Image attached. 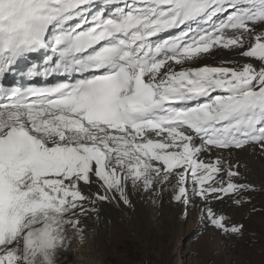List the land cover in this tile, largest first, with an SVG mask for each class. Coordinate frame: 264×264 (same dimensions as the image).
<instances>
[{"label": "snow or ice", "instance_id": "1", "mask_svg": "<svg viewBox=\"0 0 264 264\" xmlns=\"http://www.w3.org/2000/svg\"><path fill=\"white\" fill-rule=\"evenodd\" d=\"M214 49L245 62L197 64ZM9 74L63 80L0 83V264H60L98 203L131 206L129 185L188 205L191 184L206 226L243 238L210 202L255 187L206 157L264 151V0H0Z\"/></svg>", "mask_w": 264, "mask_h": 264}, {"label": "rangeland", "instance_id": "2", "mask_svg": "<svg viewBox=\"0 0 264 264\" xmlns=\"http://www.w3.org/2000/svg\"><path fill=\"white\" fill-rule=\"evenodd\" d=\"M247 146L258 148L264 155L258 145ZM156 191L145 192L146 196L154 198L150 199L153 206L147 213L135 209L109 218L106 232L96 240V253L105 255L107 264H262L258 256L264 253L263 189L245 194L250 202L243 205L240 218L228 211V206L235 205L225 198L228 201L224 209H227L222 213L227 214L231 222L236 219V224L244 225L246 238L243 236V240L225 237L214 231L210 224L206 226L202 216L203 201L192 195L191 188L188 205ZM210 205L219 213L217 207ZM253 215L258 216L253 219ZM87 236L88 241L95 238L90 230Z\"/></svg>", "mask_w": 264, "mask_h": 264}, {"label": "bare ground", "instance_id": "3", "mask_svg": "<svg viewBox=\"0 0 264 264\" xmlns=\"http://www.w3.org/2000/svg\"><path fill=\"white\" fill-rule=\"evenodd\" d=\"M35 58H36V63H39L40 55L36 54ZM225 62L235 65L237 63H243L245 61L244 58L238 54V52L223 50V49L220 50L214 49L211 53L205 55L200 61H198L197 64L219 66ZM178 67L179 66H177V68ZM217 156L225 162V165L232 164L239 166L240 177L237 178L239 183L253 185L256 191L259 189L264 190V155L260 153L258 148H255L253 146H245L244 148H240V149H236V148L218 149L214 154H211L208 157H206V159L215 160ZM188 187L191 188V184H189ZM85 191L94 192L96 191V187L95 185H93L90 189L85 187ZM146 191L147 190H144L139 187L133 189L131 185H129L128 197L129 200L131 201V206L125 205L118 198L116 200L104 201L98 203L97 204L98 215H90L85 221L86 230L84 233V237H85L84 244H80L79 240L74 238L71 241V252L64 254V257L61 259V264H97V263L107 264L106 256L97 255L96 253L97 251L96 240L98 238H101V235L106 232L107 230L106 223L109 220V218L118 217L119 214H121L120 212L129 213L136 209L142 213H147L148 210L151 209L153 206V201H151L150 199H154V198L152 197L151 193L149 194L151 196H146L145 193ZM158 192L159 190L156 191V193ZM163 193H166V195L172 198V191L170 188L165 189ZM226 199L223 202L211 201L210 203L215 207H217L219 213H222V211L224 213V210L227 209V208L224 209L225 208L224 206L227 204L228 201ZM230 207L228 206V211L231 213H236V215H238L240 218L243 213V209H244L243 206L239 208H237L236 206L235 207L230 206ZM257 216L254 217L253 215L252 217L253 219H255ZM236 222L237 221L235 219L232 223L236 224ZM89 230L95 235V238L92 237V241H88L89 236H87V233ZM70 234L73 233L70 232ZM113 235L111 236V239L113 238ZM245 238L246 236H244L243 239ZM86 243H88V245H86ZM258 257L260 263L264 264V253L259 254Z\"/></svg>", "mask_w": 264, "mask_h": 264}]
</instances>
